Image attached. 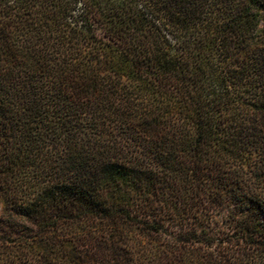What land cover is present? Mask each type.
Listing matches in <instances>:
<instances>
[{
	"label": "trees",
	"instance_id": "16d2710c",
	"mask_svg": "<svg viewBox=\"0 0 264 264\" xmlns=\"http://www.w3.org/2000/svg\"><path fill=\"white\" fill-rule=\"evenodd\" d=\"M0 264H264V0H0Z\"/></svg>",
	"mask_w": 264,
	"mask_h": 264
}]
</instances>
